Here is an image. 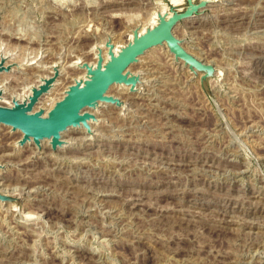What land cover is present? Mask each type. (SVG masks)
I'll return each mask as SVG.
<instances>
[{"label": "rangeland", "instance_id": "374dc122", "mask_svg": "<svg viewBox=\"0 0 264 264\" xmlns=\"http://www.w3.org/2000/svg\"><path fill=\"white\" fill-rule=\"evenodd\" d=\"M170 1L185 5L0 0L7 65L41 56L0 74L1 105L56 66L46 115L94 43H126ZM173 33L216 68L210 95L163 44L128 68L134 91L108 90L122 105L98 103L61 148L0 126V193L14 198L0 199V264H264V0H218Z\"/></svg>", "mask_w": 264, "mask_h": 264}, {"label": "water", "instance_id": "95a60500", "mask_svg": "<svg viewBox=\"0 0 264 264\" xmlns=\"http://www.w3.org/2000/svg\"><path fill=\"white\" fill-rule=\"evenodd\" d=\"M216 1L218 0H198L197 2L185 0V5L181 8L169 5L168 13L158 12L156 24L146 27L142 33L137 27L132 29L131 39L117 51H114V45L107 40L104 45L107 48L108 58L103 60L102 49L98 48L97 60L94 64H81L86 69L85 76L76 80L68 88L65 96L54 105L47 116H42V109L30 113L38 97L53 85L58 75L55 66L54 76L44 80L37 88H32L28 102L13 101L10 107L0 105V123L10 125L12 129L21 130L24 134L20 140L21 144L30 137L36 144H39L41 139L50 138L51 146L55 148L61 142L60 132L67 127L83 124L89 131L87 121L95 120V118L89 112L81 113L82 108H96L98 103L103 101L121 106L122 102L118 98L106 95L110 85L114 83L129 85L130 91H134L136 83L139 82V75L127 71V68L149 48L163 44L167 45L175 61L182 60L183 65L194 75L201 73L200 84L210 95L209 80L214 77L216 68L187 51L182 45L183 40L174 35L173 29L184 19L203 12ZM8 69L0 62V72ZM0 199L14 201V198L2 193H0Z\"/></svg>", "mask_w": 264, "mask_h": 264}, {"label": "bare ground", "instance_id": "6f19581e", "mask_svg": "<svg viewBox=\"0 0 264 264\" xmlns=\"http://www.w3.org/2000/svg\"><path fill=\"white\" fill-rule=\"evenodd\" d=\"M52 2V3H59V4H62L61 3V1L60 2H58V0H47V3H49V2ZM170 5H175V4H173L171 1H170ZM166 7V6H165ZM167 8V7H166ZM156 12V17H155V19L153 20V22H152V24L151 25H149L148 27H150V26H152V25H154V24H156V22H157V14H158V12H160V13H168V8H167V10L166 11H164V12H161L160 10H156L155 11ZM188 19V18H187ZM185 20V19H184ZM136 28V27H135ZM146 28V27H145ZM145 28L143 29V31L145 30ZM131 31V30H130ZM142 30H141V28H139V32L140 33H142L143 32ZM106 34V33H105ZM104 34V35H105ZM109 34V33H108ZM107 34V35H108ZM110 37V36H109ZM112 37V36H111ZM110 37V38H111ZM131 37H132V34H131V32H130V35H129V37H128V39L126 40V42L128 41V40H130L131 39ZM105 40L106 39H104V43H105ZM111 42L113 43V41H112V38H111ZM104 43H103V45H100V44H98V43H94V45H93V51L95 52V55H94V58H95V62H96V60H97V52H98V48H101L102 49V57H103V60H106L107 58H108V55H107V49H106V47L104 48ZM125 44V43H124ZM114 45V44H113ZM123 44H121V45H114V51H117L121 46H122ZM166 45V44H165ZM158 46H161V45H158ZM158 46H153V47H151V48H149L147 51H149V50H151V49H154V48H156V47H158ZM166 47H167V45H166ZM168 48V47H167ZM146 51V52H147ZM168 51V50H167ZM104 52H105V56H106V58H104ZM145 52V53H146ZM144 53V54H145ZM143 54V55H144ZM172 54V53H171ZM8 56H10V55H8ZM142 56V55H141ZM141 56H139V57H141ZM41 56L39 55V57L38 58H40ZM93 57V56H92ZM138 57V58H139ZM35 59V57H34V61L32 62L31 60H29V59H27L26 61H23L24 63H21L20 65H17V64H14V65H7V62H8V60L10 59V57L7 59V56H3V54H0V62H2V64H3V66L4 67H8L9 69L8 70H3V71H1L0 72V74H3V73H6V74H9V73H14L15 71H14V69L16 70V73H20V71H23V70H25L26 68H28V67H34V65H36L37 63H39V59ZM6 59V60H5ZM138 61V60H137ZM136 61V62H137ZM51 62V61H50ZM94 62V63H95ZM135 62V63H136ZM53 63V62H52ZM93 62H91V61H89L87 64H94ZM81 64H83V63H80V65ZM134 64V63H133ZM42 65V64H41ZM49 65V64H48ZM51 65V64H50ZM132 65V64H131ZM131 65H129V67L131 66ZM16 66L18 67V69H16ZM42 67H44V65H42ZM69 67V66H68ZM128 67V68H129ZM11 68H14L13 70H11ZM128 68H127V70H128ZM44 68H42V70H43ZM45 69H49V71L47 70V72H48V74L50 73V70L52 69V66L51 67H45ZM44 69V70H45ZM65 70V69H64ZM128 71H130V70H128ZM46 72V73H47ZM64 72V71H63ZM77 72H79L77 75H76V79H74L73 80V83H71V85H73L74 83H75V81L76 80H78L79 78H81V77H84L85 76V73H86V69H85V67H82V66H80V71H77ZM54 74V73H53ZM46 75V74H45ZM44 74H43V76H39V77H37L38 78V83L37 84H39V85H41L42 83H43V81L44 80H46V79H48V78H50V76H45ZM50 75V74H49ZM60 80V79H59ZM58 80V82H61V81H59ZM57 81V80H56ZM34 83V82H33ZM55 83V82H54ZM35 84V83H34ZM60 84V83H59ZM39 85H31L30 87H28L27 88V90L29 91V93H30V95L32 94V88H37ZM57 85V82L53 85V87L51 88H49L48 89V91H46V92H44L43 94H41L39 97H38V99H37V101L33 104V106H32V109L30 110V113H34L35 111H37V110H39V109H42L43 110V114H42V116H47L48 115V110H47V114L46 115H44L45 114V111L46 110H44L46 107H47V105H45V108H43V106L44 105H42V104H39V105H42V107L40 106H38V107H36L37 106V104L39 103V100L40 99H42L43 98V96L45 97V95H48V94H50L51 95V90L55 87ZM70 85V86H71ZM113 85H119V84H112V85H110V87L108 88V90L110 89V88H112V86ZM124 85V84H123ZM58 86V85H57ZM69 86V87H70ZM125 86H129V85H125ZM68 87V85L66 86V87H64V89L65 88H67ZM68 87V88H69ZM138 87V86H137ZM68 88H67V90H68ZM123 88H128V87H124V86H122V87H120V89H123ZM130 88V87H129ZM54 90V89H53ZM66 90V91H67ZM106 91V95H107V93L109 92V91ZM128 90H130V89H128ZM0 91H1V96H0V105H1V103L3 102V99H2V96H3V89H2V87L0 86ZM64 91V90H63ZM66 91H65V93L64 92H61V93H64V96H65V94H66ZM30 95H25L24 93L22 94V96H21V98L20 99H15V98H12V100L13 101H18L19 103H22V102H24V103H26V102H28V99H29V96ZM118 95V94H117ZM63 96V97H64ZM109 96H110V94H109ZM60 97H61V94H60ZM49 98V96L47 97V99ZM62 98V97H61ZM46 99V100H47ZM56 99H59V98H56ZM55 99V100H56ZM43 100V99H42ZM13 101L10 103V105L9 106H7V107H10V106H12L13 105ZM52 101H54V100H51L50 102L51 103H53L54 104V102H52ZM60 101V100H59ZM59 101H57L56 100V102H59ZM40 102H42V101H40ZM48 102V101H47ZM50 102H48V103H50ZM56 102H55V104H56ZM42 103H44V102H42ZM99 103H105V105L106 104H111V106L112 105H115V104H113V103H109V102H99ZM5 104V103H4ZM6 105V104H5ZM52 105V104H51ZM51 105H49V106H51ZM103 105V104H102ZM1 106H3V105H1ZM99 106V105H98ZM6 107V106H5ZM54 107V106H53ZM35 108H37V109H35ZM49 108V107H48ZM47 108V109H48ZM50 110H51V107L49 108ZM90 109H93V108H90V107H84V108H82V110H81V113H83V112H88V111H84V110H89V111H91ZM49 110V111H50ZM91 114H93V115H95L94 113H96L95 111H91L90 112ZM92 122V121H91ZM90 124V123H89ZM83 127H84V125L83 124H81ZM0 126H4V127H8V128H10V131L12 132V133H15V132H19V133H21L22 134V137L20 138V137H18L19 135H18V133H17V138L15 139V141H18L17 139H19V141L18 142H20V140L23 138V136H24V134H23V132L21 131V130H19L18 128L17 129H12V127L10 126V125H6V124H3V123H0ZM83 127L81 128V127H79V126H76V127H72V126H70V127H67L65 130H63V131H61L60 132V139H61V135L63 134V133H65V132H67L69 129H74V131L75 130H80V129H83ZM85 129L84 130H86V127H84ZM87 131H85V133H86ZM72 133V132H71ZM71 133H70V136H71ZM81 133V132H80ZM87 134V133H86ZM69 135V134H68ZM65 137V136H64ZM71 138V137H70ZM73 139V138H72ZM31 140L33 141V139L30 137L28 140H26L23 144H32L31 143ZM50 138H44V139H41L40 141H41V144L43 143V142H45V141H48V143H49V145L51 146V143H50ZM83 140V139H82ZM14 141V143H16ZM39 141V142H40ZM62 141V140H61ZM18 142L16 143V144H18ZM28 142V143H27ZM13 143V142H12ZM33 143H35L34 141H33ZM23 144H21V145H23ZM36 144V143H35ZM2 145V144H1ZM14 145V144H13ZM36 145H38V144H36ZM4 146V145H3ZM52 147V146H51ZM1 148V147H0ZM58 149V148H61V146L60 145H57L56 147H55V149ZM52 149H54L53 147H52ZM59 151V150H58ZM1 159V158H0ZM0 192H2V191H0Z\"/></svg>", "mask_w": 264, "mask_h": 264}, {"label": "built area", "instance_id": "2783aa9c", "mask_svg": "<svg viewBox=\"0 0 264 264\" xmlns=\"http://www.w3.org/2000/svg\"><path fill=\"white\" fill-rule=\"evenodd\" d=\"M60 1L62 4H65V3H74V2H77L79 0H58V2H60Z\"/></svg>", "mask_w": 264, "mask_h": 264}]
</instances>
